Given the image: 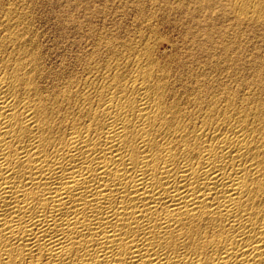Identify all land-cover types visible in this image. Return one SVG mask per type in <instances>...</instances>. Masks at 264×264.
<instances>
[{"label": "bare ground", "instance_id": "obj_1", "mask_svg": "<svg viewBox=\"0 0 264 264\" xmlns=\"http://www.w3.org/2000/svg\"><path fill=\"white\" fill-rule=\"evenodd\" d=\"M148 2L0 0V264H264V0Z\"/></svg>", "mask_w": 264, "mask_h": 264}, {"label": "rangeland", "instance_id": "obj_2", "mask_svg": "<svg viewBox=\"0 0 264 264\" xmlns=\"http://www.w3.org/2000/svg\"><path fill=\"white\" fill-rule=\"evenodd\" d=\"M8 1L11 2L13 0H8ZM31 1H33L35 5L34 12L39 14V16L35 14L36 17L35 25L36 27H38L39 30L42 29L41 32L44 31V33L43 32L42 33L46 35V37L44 35L45 38H43V43L44 45L46 44V47L48 48L50 45L49 49L53 48V50H58V49L62 50L65 48L69 49L71 43L77 39V35H75L73 31V25H71V22L73 20L80 22L82 28L84 29H87L88 26H94L97 28H100L101 26L104 25L107 26L110 22H116L118 20V17L114 18V16H119L120 13L115 14V12L120 9L121 4H122V9H124L125 4H130L132 2V0H31ZM142 3L146 5L149 2L148 0H142ZM213 11L215 12L216 9ZM212 15L213 17H216L217 13H213ZM174 16L175 15H171V17ZM219 20H222L221 22L220 21L217 22V26L219 28L228 27L229 28L228 30L230 31L234 26L233 24L234 20L232 19L225 20L219 18ZM248 28L249 26L247 27V29ZM252 30L257 31L264 38V26H257Z\"/></svg>", "mask_w": 264, "mask_h": 264}]
</instances>
